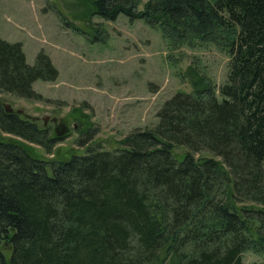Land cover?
Segmentation results:
<instances>
[{"label":"trees","instance_id":"obj_1","mask_svg":"<svg viewBox=\"0 0 264 264\" xmlns=\"http://www.w3.org/2000/svg\"><path fill=\"white\" fill-rule=\"evenodd\" d=\"M81 2L106 20L125 14L191 45L218 44L227 78L217 86L193 71L194 90L167 99L154 126L67 159L6 136L51 152L69 130L0 96V264H245V252L264 254V0ZM59 74L44 50L31 64L22 42L0 35L1 93L40 100L34 82Z\"/></svg>","mask_w":264,"mask_h":264},{"label":"rangeland","instance_id":"obj_2","mask_svg":"<svg viewBox=\"0 0 264 264\" xmlns=\"http://www.w3.org/2000/svg\"><path fill=\"white\" fill-rule=\"evenodd\" d=\"M0 35L22 42L29 63L44 50L59 69L56 80L34 82L40 100L0 92L11 109L41 126L55 133L69 130L51 152L6 134L50 159L85 154L98 144L114 150L130 131L154 126L157 111L177 91L192 92L193 71L220 86L229 70L230 55L212 41L196 39L191 45L125 14L106 20L81 0H0ZM94 128L93 140L80 143L82 132ZM176 151L182 159L184 148ZM199 155L213 156L208 151ZM263 259L264 254L251 250L244 254L245 264Z\"/></svg>","mask_w":264,"mask_h":264}]
</instances>
